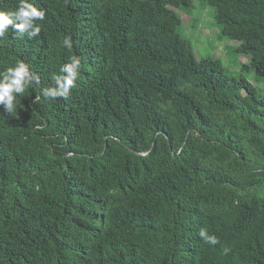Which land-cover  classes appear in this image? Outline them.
<instances>
[{
    "label": "trees",
    "instance_id": "16d2710c",
    "mask_svg": "<svg viewBox=\"0 0 264 264\" xmlns=\"http://www.w3.org/2000/svg\"><path fill=\"white\" fill-rule=\"evenodd\" d=\"M31 2L40 36L0 38V72L40 80L0 105V264H264V94L197 58L176 12L191 0ZM200 4L264 82V0ZM73 56L76 87L45 99Z\"/></svg>",
    "mask_w": 264,
    "mask_h": 264
},
{
    "label": "clouds",
    "instance_id": "9594fccd",
    "mask_svg": "<svg viewBox=\"0 0 264 264\" xmlns=\"http://www.w3.org/2000/svg\"><path fill=\"white\" fill-rule=\"evenodd\" d=\"M44 18V10L35 6L31 0H18L15 10H0V38H3L9 29L18 34L17 39H23L25 34L29 39L38 38L41 25L37 21H43ZM61 44L67 49L73 46L72 39L67 36L62 39ZM80 68V59L71 57L69 62L60 67V74L52 76V85L39 89L41 95L45 99H68L72 89L76 87ZM39 83V77L31 71L27 63L18 61L14 66L7 67L0 72V105L7 113L16 112L17 96H24L28 86L38 87ZM38 99L39 97H36V100ZM199 236L209 245L220 243L216 235L209 234L204 229L200 230ZM222 251L227 254L230 249L224 247Z\"/></svg>",
    "mask_w": 264,
    "mask_h": 264
},
{
    "label": "rangeland",
    "instance_id": "374dc122",
    "mask_svg": "<svg viewBox=\"0 0 264 264\" xmlns=\"http://www.w3.org/2000/svg\"><path fill=\"white\" fill-rule=\"evenodd\" d=\"M200 5V0H191L190 6L176 9L181 18L179 32L192 42L197 58L203 55L212 56L220 61L227 74L241 75L264 94V82H255L251 71L240 72L241 66L246 65L250 57L237 55L233 51L237 42L219 36V27L214 22L213 10Z\"/></svg>",
    "mask_w": 264,
    "mask_h": 264
}]
</instances>
